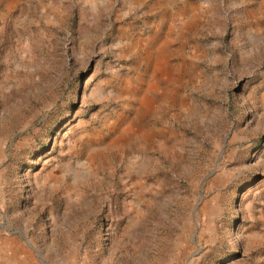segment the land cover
Instances as JSON below:
<instances>
[{
    "label": "rangeland",
    "instance_id": "374dc122",
    "mask_svg": "<svg viewBox=\"0 0 264 264\" xmlns=\"http://www.w3.org/2000/svg\"><path fill=\"white\" fill-rule=\"evenodd\" d=\"M0 264H264V0H0Z\"/></svg>",
    "mask_w": 264,
    "mask_h": 264
},
{
    "label": "bare ground",
    "instance_id": "6f19581e",
    "mask_svg": "<svg viewBox=\"0 0 264 264\" xmlns=\"http://www.w3.org/2000/svg\"><path fill=\"white\" fill-rule=\"evenodd\" d=\"M165 47V44L162 43L158 46V51H162ZM154 60H156L155 65H160L159 67H156V71H155V77L157 75H162L165 78V81L167 82L168 80L171 79V77L173 76V72L174 69H172L169 65H166L164 63L165 61V56L163 54H157L154 57ZM165 85V84H164ZM152 103V100L147 97L145 95V93L142 95V97L140 98V102H139V108L141 109H149L150 105ZM125 132H127V129L125 130Z\"/></svg>",
    "mask_w": 264,
    "mask_h": 264
}]
</instances>
